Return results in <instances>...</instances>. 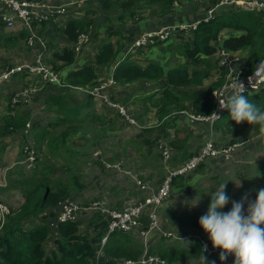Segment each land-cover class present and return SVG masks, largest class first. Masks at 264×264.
I'll return each instance as SVG.
<instances>
[{
    "label": "trees",
    "instance_id": "obj_1",
    "mask_svg": "<svg viewBox=\"0 0 264 264\" xmlns=\"http://www.w3.org/2000/svg\"><path fill=\"white\" fill-rule=\"evenodd\" d=\"M176 2L182 5L181 0H102L101 4L104 11H121L115 19L121 28L128 20L136 21L139 15L147 10L156 16L163 17L177 7ZM220 10L222 12L217 11L210 19H202L197 27L191 28L189 30L191 36L184 43L173 45L176 46L178 55L188 57V62L185 64L166 69L160 60L151 59L146 66H141L137 62L130 61L128 56L116 67L113 79L120 84L138 80L163 83L162 97L156 104L159 108L158 119L162 123L159 128L170 126L184 112L207 116L215 111L216 101L212 97V91L223 84L225 68L221 67L222 75L219 80L212 83L208 89L202 87L205 78L217 66L218 61H211L210 57L219 50L229 53L244 52L243 60L248 72L253 71L264 58V11L246 9L234 4L222 6ZM111 20H108L110 30L112 29ZM90 25L92 21L86 18L71 19L64 33L75 41L80 33L90 28ZM224 28L232 29L237 33L228 36L220 46L214 42L218 40L219 33ZM1 32L0 30V47L6 49L16 47L21 40H27L29 36L26 30L19 35ZM178 34L175 37L184 36L183 33ZM110 35H117V42L114 44L110 38L104 41L93 61L94 64L90 61L82 68L69 72L66 78H62V85L49 82L46 84L51 89L55 87L54 85L60 87L59 94L50 93L44 102L45 106L54 113V117L50 120L48 128L39 123L32 124L30 133L36 146L47 144L49 151L55 157L67 160L65 154L70 152V146H68L70 138L81 130V126L92 119L90 112L81 116L82 106L68 107L67 95L76 87L95 86L101 73L109 68L121 54L124 48L123 40L126 37L120 30L111 31ZM95 36L97 37V33ZM169 40L171 39L159 40L150 46H159ZM56 57L64 62L57 68L54 67L59 72V69L75 62L76 53L65 46L56 54ZM188 88L199 89L192 92ZM8 98L11 105L13 96ZM248 99L264 110V89L255 96H248ZM91 102L92 100L88 104L90 105ZM227 110L217 121L220 124L225 123L223 129L227 133L239 130L240 124L231 120ZM9 111H12L11 107ZM18 111L19 109L16 108V113L9 112L0 117L2 122L0 123V162L8 146L3 138L13 132L25 130L31 118L30 114L18 113ZM58 128H61V131L56 134L55 131ZM171 143L178 149L176 137L171 140ZM182 153V162L195 154L187 147L182 149ZM72 155L71 152L70 156ZM16 169V167L10 169L9 183L6 187L18 190L24 200L18 208H10L5 222L3 225L0 223V264H118L119 258L138 260L145 249L149 254H158L171 263L186 264L185 260L200 259L202 255L203 250L199 240L193 241L189 248L181 241L170 242L164 236L146 247L135 238L133 233L116 230L110 234L102 254L97 257V251L107 231V219L97 212L91 219V232H82L81 222L77 220L60 222L57 230L58 237L54 240L53 247L49 249L50 222L56 219L59 203L73 199L76 193L83 190L85 187L83 178L77 173L70 172L65 178L54 177L52 165L43 161L36 165L29 175H24L21 171L13 173ZM11 174L19 178L13 179ZM183 179L184 176L175 177L173 184L179 185ZM224 208L231 210V207L227 205ZM45 212L47 213L44 214ZM202 215L182 214L176 218L177 222H174V226L184 225L187 228L204 231L199 225ZM31 220L36 222L28 226Z\"/></svg>",
    "mask_w": 264,
    "mask_h": 264
},
{
    "label": "rangeland",
    "instance_id": "obj_2",
    "mask_svg": "<svg viewBox=\"0 0 264 264\" xmlns=\"http://www.w3.org/2000/svg\"><path fill=\"white\" fill-rule=\"evenodd\" d=\"M232 1L234 0H199V2H196L197 3L196 10L193 9L194 7L191 2H186L185 4L184 2H182V5H179L178 2H176L177 8L173 10L176 13L173 14L182 15L187 13L188 15H190L191 19L188 20L187 23L177 24L176 22H174L173 26L177 24L176 27H179L180 29L188 28V30H190L191 28H195L201 21V20L194 21V19L200 17L197 16L200 14L198 13V11L202 13L206 9L208 10V15L212 13L214 15L217 11L219 12L221 11L220 9L222 8V6L231 5ZM235 1L238 2L243 1L246 3H250L254 1L258 3L264 2V0H235ZM238 2H235L236 4L234 5H239ZM239 6L251 10L258 9L257 6L255 5H250L251 8H247L245 4H240ZM260 10L264 11V9H260ZM194 11L196 12V14L194 13ZM96 12L97 13L95 15L91 14L89 16V18H91L92 21V27L89 28L91 30L88 31L89 30L88 29L86 31H83L88 33V40H87L88 42L84 44L85 42L84 41L82 42V44H79L76 41V47L78 45L82 47L85 45L84 52H81L79 54V57L83 58L85 52H89V53L98 52L99 45L101 44V42L103 43L108 38H111L114 44L117 41L115 37L112 38L110 35H108V33H110L109 32L110 29L109 27H107L109 24L108 22L109 18L107 19L104 13L100 14L98 11ZM141 20L149 25H152V23L154 24L157 23L158 17L152 15L149 12H145L142 15H140L138 22ZM111 22L112 25L115 23L117 24V22L113 20H111ZM102 26L105 28L99 33L98 30ZM116 26L117 25H114V27ZM166 28H170V27L163 26L158 29L153 28L154 30H147V29L142 30V32L134 40V43H136V41L141 39V37L145 33H155L161 29H166ZM96 33H97V37L95 36ZM172 35L173 34H170L169 38L164 40L166 41L168 39H171L168 42L163 43V48H161L160 46L151 47L150 45L149 46L142 45V48L146 47L145 49L143 48V50L147 52L145 54L135 56L134 59L138 62L148 63L151 60V57H153L158 60H161L164 65H168V64L173 65V63L175 62L178 63L188 62L187 57L178 55L176 59H173L175 56L173 54L172 57L170 53L172 52L177 53L176 46L173 45L175 43H184L186 40H188L191 36L190 32L188 31L184 33V36L181 37L180 36L175 37L176 34L173 35V37H171ZM178 35H181V33ZM151 45L153 44L151 43ZM134 49H135V44H134ZM131 51L133 52L134 50ZM26 54L27 53L25 51L19 52L17 46L9 50L0 48V69H2L8 64H11L12 62H17L20 59H21L20 61H22L23 59H28L25 56ZM243 54L245 53L243 52ZM243 54L241 53L242 56ZM93 57L94 55L91 57V59H93ZM88 59H85V61H87ZM210 59L211 61L214 60L218 62L216 69L215 67L212 69L213 72L212 76L208 78L207 83L205 82L206 83L205 86H209L210 80H213L214 76L216 75L215 71L217 69L220 70L221 69L220 67L225 68L220 63L219 56L217 57L212 56ZM28 60L31 61L32 59L29 58ZM240 62L244 63L245 61H239V63ZM218 65H220V67ZM102 77H107V75L103 74ZM10 80L11 78L9 77L8 79H6V81H3L4 82L3 84L2 82L0 83V117L5 114V111L7 112V107H8L7 106L8 101L4 99L3 96L9 97L11 95V92H13L19 87L18 82L14 83L12 80L11 81ZM97 83H99V81H97ZM9 84H13V85H9ZM8 86L9 88L7 89ZM151 89L146 91L144 93V96L152 95L153 93ZM195 90L196 89H192V91ZM159 96L160 93L155 95V97L157 98ZM112 97L115 98L114 95H112ZM37 98L38 96L34 98V101L32 100V102L29 103V105L27 106L26 103H20L18 105L19 107L17 108L20 110L32 109L34 112V117L39 118L38 122H44V124L47 126L50 122L51 117H53L54 115L53 113L49 114V112L47 111V109H45V107L44 108L41 107V103L37 102L36 100ZM134 98H135L134 99L135 106L132 107V105L130 104V107L126 106V108L128 109L129 114L133 116L135 122L133 123L123 122L122 120L116 118L115 123L119 127V130H116L114 132L113 131L100 132V130H98L99 129L98 126L100 123L96 119L90 120L89 123H86L84 124V126H81V130L76 135H73L70 138V142L68 144V146H70V152L65 154L67 160L62 159L61 157L53 156V154H51V152L49 151L47 144H41L40 146H36L33 141V137H31L30 134L28 133H24L23 136H18L17 141L16 140L11 141L9 139L11 143H16V145H19V151H20L19 155L15 159L16 163L13 164L14 168L15 167L17 168L15 171H13V173L17 171H21L24 175H29L30 173H32L36 165H38L40 162L43 161L52 165L53 168L52 175L54 177L65 178L67 177L68 172L77 173L82 176L83 181L85 183V187L79 193L75 194L73 201H76L77 203L91 204L93 201L97 199H106L108 203H110L112 208L113 207L124 208L127 205V203L130 201L137 202L143 200L148 195V193L156 191L159 188V186L162 183V180L165 178L166 174L168 173L167 166H174L183 161L182 149L188 147L189 145L191 146V151H197L198 149L194 148L193 146L192 134L190 136V131L188 129H185V127L182 126V123H178L180 116L182 115L181 114L180 116L177 117L176 122L171 123L169 127V131L166 130L167 133L169 134L171 133V136L169 135L167 137L166 142L169 144L172 140V137L176 136L177 145H178V149L173 147L174 153H173L172 161L171 162L166 161L162 156L161 149L157 146V139L161 137L159 134L151 135L150 136L151 140H149V143L147 142L148 141L147 138H145L144 140V138L138 135L139 134L138 132L141 130L140 128L141 123L137 120V112H141V110L145 111L148 107L147 111H149V113L147 115L151 116V119L147 121V124L145 123V125L148 124L154 125L156 123L155 120L156 119L158 120L157 118L158 115L155 116V113L157 111L153 105V102L147 101L146 102L147 105H146L142 101L136 99V97ZM98 106L99 108H101V105ZM11 108L15 109V106L13 105ZM116 113H119L116 110V108L114 109L111 108L109 114L115 115ZM243 123L246 124L245 125L246 130L243 131L240 136H238V140H237L238 143H236L235 145H231V144L226 145V143L228 142L221 143L222 141L221 140L220 143L218 142L217 144L224 148H227L229 146L235 147L232 150L231 155L237 151L238 146L240 144L246 142V144L249 145L250 143L259 141L260 138L262 137L264 138V129L258 127L259 125L257 124L250 125L247 122H243ZM29 124H30L29 127L31 129L32 124L34 123H31L30 121ZM110 126H112V124ZM60 131L61 128H58L55 131V133L58 134ZM226 139H228L229 141V137H227ZM215 142H217L216 139ZM28 145L34 147L37 151L36 163H34V165L30 168H26L23 166V164L18 163V161L21 159L22 156V150ZM202 145L203 143L202 144L200 143L199 147L201 148ZM245 146L246 145H244L243 147ZM71 152L73 154L72 156H70ZM241 154L243 155V157H240ZM101 157H103V159L109 162L110 164H113L112 162H116L118 160L123 161V164L121 163L122 165L120 166V168L122 167L123 169V167H126V170H129L130 173L126 175L127 177H121L123 173L120 172L117 173L114 172V169L107 168L106 164H104V161H102L101 164L97 163L98 160L101 159ZM175 157L177 158L175 159ZM223 157L225 156L222 154L219 156L217 155L215 157H209L207 158L208 160L206 159L207 163L205 164L204 168L201 169V171H200V166L205 161L195 169L198 173H195V170H193L192 172H189L188 174L184 175L185 180L186 178L188 179V176L193 177L192 179L194 180L190 179L192 180V183L190 185L187 183V181L185 182V180H182L179 185L173 184L170 196L165 200L164 204L160 207L161 222L163 224L165 233L173 232L174 234H176L178 231H181L183 234H188L189 232H198L201 234L205 233L204 231H198L191 228H187L184 225L174 226V222H177L176 218L178 216L185 213H189V214L194 213L192 215H202L207 213L208 206L211 201V195L214 193V191L218 189L220 184L226 183L225 192L230 198L229 203L227 204L228 207H232L233 201H240L245 194L248 195L249 201H254L257 192L260 189H264V152L255 153L249 150L242 153V151L239 150L237 155V158L239 159L236 158V161L230 160L228 163L227 162L222 163ZM0 166L3 167L2 163H0ZM10 169L12 170L13 168L10 167ZM10 169L8 167L6 171L7 184L9 183L10 171H11ZM208 169L211 170L210 173H208L209 172ZM131 174L137 177V182L135 178L129 176ZM12 178L18 179L19 176L12 175ZM139 179L141 181L143 180L144 182H147V184L149 185V188L147 190L142 189L140 187V184L138 183ZM2 181L3 179L1 180V182ZM2 188L3 189L1 190L0 187V202L7 205L9 209L18 208L24 200L21 193L18 192V190L16 189H9L6 186ZM240 192L242 194H240ZM244 208L246 211L247 203H245ZM220 211L227 212L228 210L223 208ZM93 213L95 212L94 211L83 212L82 214L84 215L81 218H79V220L82 221V225H81L82 232H86L88 229L92 228L91 219L93 217ZM170 225L174 226L175 229L169 231L168 227ZM133 235L138 241L142 242L146 247H149L153 243H156L162 237V236L155 237L154 234L148 237H142L140 234H135V233H133ZM153 238H155V240L149 244V242ZM166 239L170 242H174L175 240L177 241V239L174 238V236L167 237ZM188 240L192 242L191 239ZM188 240H184V241L178 240V241H181L183 245H186ZM145 253H148L147 249H145L144 254ZM121 259L124 258H119L118 260ZM185 261L187 264L188 260ZM217 261L218 263H220L219 260ZM188 262L190 263V261ZM212 262L213 261H209L210 264H212ZM198 263L199 261L197 262V264ZM215 264H217V262H215ZM226 264H233V263L226 262Z\"/></svg>",
    "mask_w": 264,
    "mask_h": 264
},
{
    "label": "crops",
    "instance_id": "obj_3",
    "mask_svg": "<svg viewBox=\"0 0 264 264\" xmlns=\"http://www.w3.org/2000/svg\"><path fill=\"white\" fill-rule=\"evenodd\" d=\"M101 1L102 0H84V1H82V0L81 1L80 0H74V1H71V0H54V4L55 5H57V6H65V7H67V11L65 13L60 14V15H57L56 17H54L50 21H43V22H35L34 23L35 30L43 38L47 39L48 45H50V47H48L46 49L45 54H44L45 62H46V60L48 61V62H46L47 64H49L53 68L55 66L57 68V66H60V65L64 64V62L62 60H60V59H58L56 57V54L59 51H61V49L63 47H65V46L70 47L76 53V60H75V62L72 65L65 66V67L59 69V73L61 74L62 78H66V75L69 72L82 68L87 63H90V61L94 64L95 62H93V61H95V57H96V55L99 52V49H98V52H95V53H93V52L92 53L85 52V55H84L83 58L79 57V54L81 52H84L85 45L78 49L76 47V41L77 40H75V41L71 40L64 33V30H65V28L67 26L68 21L71 20V19H79V18H86L88 20H91V18H89V16L91 14L95 15L97 13L96 11H98L100 14L104 13L105 17L107 19L109 18V19H112V20H114L116 22L115 19H116L117 15L119 14V12H121V11H119V12L104 11L103 8H102ZM181 1L184 2V4L186 2H191L193 4V7H194L193 9H195V10L197 9L196 8V4H197L196 2H199V0H196V1L195 0H181ZM1 8L2 7L0 6V10H1ZM175 9H173V10H175ZM173 10L169 11L163 17L157 16L158 17L157 23H155V24L152 23V25H149L146 22H143L142 20L138 22V20L140 18V15H142L145 12H149L152 15H154L149 10L142 12L139 15V17L137 18L136 21L128 20L126 22V24L124 26H122L121 28H119L120 26H119L118 22H117V24L116 23L113 24L112 25V29L109 32L111 33V31H119L120 30L121 33H123V36L126 37L123 40L124 48L122 49V52L118 56V58L111 64V66L109 68L105 69L104 72L101 73V76H99V77H102L103 74H106L107 77H109V76L113 77V73H114L116 67L119 65V63L122 60H124L125 57H128V56H129L130 61L137 62L141 66H146L149 63V62L148 63L138 62V61H136L134 59L135 56L141 55V54H145L147 52V51L143 50V48L145 49L146 47H143V48L142 47H135V49H134V40L136 39V37H138V35L142 32V30H146V29L147 30H154V29H158V28L163 27V26H169L170 29H173V32L171 34H173L175 32H176L175 34H178L179 32H181L183 34L188 32L189 31L188 28L180 29L179 27H176V25L179 24V23H187L188 20L191 19L190 15H188L187 13L182 14V15L181 14L174 15L173 13H176V12H174ZM220 12H222V11H220ZM6 13H9V12H6ZM194 13L196 14L195 11H194ZM198 13H200V14L197 15V16H200V17H198L197 19H194V21L206 19L207 16H208V10H206V9L202 13L199 12V11H198ZM195 14H194V16H195ZM174 22L177 23L175 26H173ZM0 23H1L0 30L2 31L1 33H6V34L7 33H14L15 35H19L22 31L26 30L30 34V32L27 30V28L24 27L23 23L19 19H15V24L11 28L6 27L1 20H0ZM114 25H117V26L114 27ZM91 27H92V25H90V28ZM104 28L105 27H103V26L100 27L98 32L100 33ZM90 30L91 29H89L88 31H90ZM110 33H108V35H110ZM235 33H237V32L232 30V29L224 28L219 33L218 40L216 42H214V43L217 44V45L222 46L224 40L228 36H230L231 34H235ZM110 36L112 38L115 37L116 39H118L117 35H110ZM111 41L113 42L112 39H111ZM101 44H102V42H101ZM100 45H99V48H100ZM129 45H130V47H129ZM159 46L161 48H163V44H161ZM40 47L41 46H40V44L38 42H35L33 45H30L29 42H28V39L27 40H21L20 43L17 44V48H18L19 52L25 51L27 53L25 56L28 59L31 58L32 60H33V58H35V56L37 55L38 51L41 49ZM0 48H3L5 50H9V49H6L4 47H0ZM131 50H134V51L132 52ZM230 53H231L232 56L240 57V59L242 61H244L243 60V56L241 55L242 52L238 51V52H230ZM88 54H89V56H88ZM170 54L172 55V57H173V54H174L175 57L173 59H176L178 57L177 53L172 52ZM218 54H219V51H218V53H216V54H214L212 56H216L217 57V56H219ZM93 55H94V57H93V59H91V57ZM78 57H79V59H78ZM28 59H23L22 61H20L21 60L20 59L17 62H12L11 64H8L5 67H3L2 69H0V71H3L4 69H11V68L16 67L18 65H22V64L28 62L29 61ZM85 59H88V60L85 61ZM151 59H156V58L151 57ZM185 63L186 62H183V63L175 62V63H173V65L172 64L171 65L168 64V65H165V66H166V69H168V68H171V67H174V66H181V65H183ZM243 64H244V68H245V66H246L245 62ZM216 65H217V63H216ZM212 73L213 72H211V74L207 78H205V80L203 82V87H202L203 89H208L211 86V84L216 82L217 80H219L221 75H222L221 71L217 69L215 71L216 75L214 76L213 80L209 79L210 80V84L208 83L209 86H205L207 81H208V78H210L212 76ZM25 74H26L25 72H21V74L20 73H14L12 75L11 80L14 83L18 82L19 83V87L16 90H14L13 92H11V95L9 97L14 96L16 93L22 92L25 88L29 87L32 84L39 85L38 92L35 93L30 98L29 101H21V102H18L17 104L12 103L11 105L9 104V98L6 97V96H3V98L8 101L7 102L8 103L7 112L5 111L4 115H6L9 112H11V113L15 112L16 113V108L19 107L18 105L20 103H26V106H27V105H29V103L32 102V100L34 101V98H36L37 96H38V98L36 100H37V102L41 103V107H43V108L45 107V109H47L49 114L53 113L50 110V108H47L45 106L44 102H45L47 96L50 93L59 94L60 87L58 85H60V84L54 85L55 87L53 89H51L49 86H46L47 83H43L38 77L25 75ZM0 83H1V81H0ZM3 83L4 82H2V84ZM13 84H9V85H13ZM162 85H163V83L161 81H158V82L147 81L146 82V81L138 80L136 82L126 83V84H120V83L115 81L114 85L112 86V95H114L115 99H117L119 102H121L122 104H124V105H126L128 107H130V104L132 105V107L135 106L134 105V103H135V101H134L135 98L134 97H136V99H138L139 101H142L146 105H147V103H146L147 101H152L153 105H154V107L156 108V111H157L155 113V116H156V115H158V109H159L158 106H156V104H157L158 101L160 102V99L162 97V93H161L162 92V90H161ZM8 88H9V86L7 87V89ZM88 88H89L88 86L82 87V89L76 87V89L70 90L69 91V95H67L68 107L82 106L83 109L81 110V116H84L87 112H90L91 116H92V119H90V120H95L96 119L100 123L99 126H98L99 127L98 130H100V132H103V131H106V132L107 131H113L114 132L116 130H119V127L115 123V119L118 118V119L122 120L123 122H127V121L124 120L120 116L119 113H116L115 115L114 114L110 115L109 112L111 111V108L106 106L105 104H103L100 100H95L94 98L92 99V97L87 92ZM149 89L152 90L153 94L149 95V96H144V93L146 91H148ZM192 89H196L197 90L199 88H188V90H190V91H192ZM192 92H194V91H192ZM159 93H160V96L158 98L155 97V95H157ZM90 100H92V102L89 105L88 103H89ZM13 105L15 106V109L11 108L12 111H9V107H12ZM98 105H101V108H99ZM22 108H25V107H22ZM147 109H148V107H147ZM147 109L145 110L146 112L144 110H141V112H137V120L141 123V125H140L141 130L138 132L139 133L138 135L141 136L142 138H144V140H145V138H147L148 139V141H147L148 143H149V140H151L150 136L153 135V134H159L161 137L158 138V139H163V140L166 139L165 141H167V137L169 135L171 136V133L170 134L167 133L166 130L169 131V127L170 126H167V127H164V128H159L161 126V124H162L161 121H159V119L155 120L156 123L154 125H149V124L145 125V123L147 124V121H149L151 119V116L147 115L149 113V111H147ZM227 111H229V110H227ZM18 113L30 114L31 118L28 121L29 123L31 121V123H39V124L43 125L44 127H47V128L49 127V124L46 126L44 124V122H38L39 118L34 117V112H33L32 109H24V110H20L19 109ZM189 114H190V112H184L180 116V119H179L178 123H182V126H184L185 129H188L190 131V136L192 134L193 146H194V148H197V149L199 148V144L200 143L204 144V142H206L210 138H212L214 141L216 139L217 140V142H216L217 144H218V142L220 143V141L222 140L221 143L222 142H225V143L228 142V143H226V145H229V144L235 145L236 143H238V141H237L238 140V136H240L241 133L246 130V126H245L246 124L245 123H241L240 124L241 127H240L239 130H233L232 132H228L227 133L223 129V127L225 126V123L220 124L219 121H217V120L214 121L213 123L212 122H207V121H202V122L201 121H196V120L192 119L189 116ZM53 115H54V113H53ZM53 117H51V119ZM158 121H159V123H158ZM111 124H112V126H110ZM138 125H139V123H138ZM108 126H110V127H108ZM258 127H260V126H258ZM170 130H171V128H170ZM24 133H28L31 136L30 127L29 128L26 127V129L23 130V131L13 132L11 134H8V135H6L3 138V140L7 143L8 146H7V148L4 151V154H3L4 156H2L3 160L0 162L3 165V167L0 166V181L2 179H6V171H7L8 167H9V169H10V167L14 168L13 164L16 163L15 159L19 155V152H20L19 151V145H16V143H11L9 141V139L11 141H14V140L17 141L18 136H23ZM156 136H158V135H156ZM175 137L173 136L172 139L175 138ZM227 137H229V141H228V139H226ZM170 143L169 144L167 143V144L173 148L172 143L171 144ZM118 145H121V144H118ZM244 145H246V146L243 147ZM241 146H242V148H241ZM187 148L191 151V146L190 145ZM239 148H241V149H239ZM239 150H241L242 153L245 152V151H249V150L253 151L255 153L256 152H264V138L262 137V138H260L259 141L250 143L249 145H247L246 142L240 144L238 146L237 151L235 153H233L229 157L225 156V157L222 158V160H223L222 163H225V162L228 163L230 160L231 161H236V158H237ZM191 152H195V151H191ZM173 153H174V150H173ZM122 154H125V153H122ZM240 157H243V155L241 154ZM237 159H239V158H237ZM207 160H205V162L203 164H201L200 171H201V169L204 168L205 164L207 163L206 162ZM102 161H104L103 157H101V159H99L97 163H100ZM112 163H114V164L115 163H122L123 164V161L118 160V161L112 162ZM216 164H219V163H216ZM170 167L171 166H167L168 169ZM117 170L118 171L114 170V172L122 173L124 171H129V170H126V167H123V169L121 167V168H119ZM208 171H209L208 173L211 172L210 169H208ZM195 173H198V172L195 170ZM126 175L127 174L123 173L121 177H127ZM205 175H207V174H205ZM129 176L135 178V180L137 182V177L133 176L132 174L129 175ZM192 178H193L192 176H188V179L186 178V180L185 179H183V180H185V182L187 181V183L190 185L192 183V180H194ZM190 179H192V180H190ZM159 188H160V186H159ZM145 190H147V189H145ZM240 194H242V193L240 192ZM103 200H105L107 202V204L109 206H111L110 203H108V201L106 199H103ZM113 208L114 209H121L122 207L121 208L113 207ZM192 214H194V213H192ZM83 215L84 214L80 215L79 218H81ZM79 218L77 219V221H80L81 225H82V221L79 220ZM35 222H36L35 220L29 221L28 222V226L33 225ZM174 229H175L174 226L170 225L168 227L169 231L170 230H174ZM57 230H58V227H51V230H50V233H49V238H48V248L49 249L51 247H53L54 240L58 237V231ZM91 231H92V229H88L86 232H91ZM164 232H165V230H164L163 224H162V231L156 232V233H153V234H154L155 237L156 236H162V235H165ZM176 234L180 235V234H183V233L181 231H178ZM203 234H206V233H203ZM162 237H164V236H162ZM154 240H155V238H153L149 242V244L152 241H154ZM192 242H190V240H188L186 245L189 247V246H191ZM219 255L216 258H210V257H207L206 255H204L206 257V264H210L209 261H214V262H217V264H221V261L219 259ZM217 260H219L220 263H218ZM188 261H190V263ZM188 261H187V264L188 263L189 264H197L198 261H199L198 264H201L200 259H188ZM226 262L233 263L234 262V256L229 255L227 260L224 261L223 264H226ZM118 264H126V260H124V259L118 260Z\"/></svg>",
    "mask_w": 264,
    "mask_h": 264
},
{
    "label": "built area",
    "instance_id": "obj_4",
    "mask_svg": "<svg viewBox=\"0 0 264 264\" xmlns=\"http://www.w3.org/2000/svg\"><path fill=\"white\" fill-rule=\"evenodd\" d=\"M232 1V4H236ZM240 4H245L247 8H251L250 5L257 6V10L264 9V2H250L246 3L243 1L238 2ZM0 20L3 24L11 28L15 24V19H19L25 28L30 32L28 37V42L33 45L35 42L40 44V50L38 51L35 58L28 61L22 65H18L11 69H4L0 71V81H6L9 77L11 78L14 73L25 72L30 76L38 77L43 83H56L63 84L61 74L54 69L52 66L47 64L44 59V54L48 48L47 39L43 38L34 28L35 22L50 21L57 15L65 13L67 7L57 6L52 0H0ZM9 12V13H6ZM213 16L209 14L206 19H210ZM184 28V27H183ZM173 32V29L166 28L161 29L155 33H145L136 41L135 47L149 46L155 44L159 40H165ZM88 40V33L82 32L78 36L77 42L79 44H86ZM83 44V45H84ZM80 45L77 46L79 49ZM220 63L225 67V80L223 84L212 91V97L216 101L215 113L218 117L226 111L219 107V100H227L235 91V82L242 83L245 87V96H255L259 94L264 89V79L253 78L249 82V78L253 76V71L248 72L244 68V64L239 57L232 56L231 53L220 50L219 53ZM264 61V58L262 59ZM259 65V64H258ZM257 65V66H258ZM257 68V67H256ZM99 83L93 87H89L87 92L95 100H100L103 104L110 108H116V110L121 114V116L129 123L135 122L134 118L129 114L126 105L122 104L118 100L112 97V86L115 83L113 77H100ZM81 88L82 87H77ZM39 90V85L32 84L25 88L22 92L16 93L13 96L12 102L17 104L20 101H29L30 98L37 93ZM112 97V98H111ZM207 116L204 115H194L192 113L189 116L196 121H207L214 122L218 118L214 114ZM30 124H27L29 127ZM157 146L162 151V156L166 161L171 162L173 159V148L169 146L165 140L158 139ZM222 148V149H221ZM234 147L229 146L227 148L217 145V143L210 138L200 149L195 151V154L189 159L181 162L177 165L171 166L168 169V173L162 180L160 188L157 191L148 193V195L140 201H130L124 208L114 209L110 207L107 202L103 199H97L91 204H80L73 199H68L59 203V209L57 211V216L55 220H51V227H58V224L63 221H76L83 212L94 211L100 213L105 219H107V231L100 244V249L97 251V257L102 254V249L106 244L109 236L116 230H121L124 232H130L135 234H140L142 237H148L153 233L162 231V222L160 210L161 206L164 204L165 200L170 196L173 186V179L178 176H184L189 172L195 170L201 163H203L209 157H215L219 155H224L229 157L231 155ZM225 153V154H224ZM37 151L34 147L26 146L22 150L21 159L18 163L23 164L24 167L30 168L36 163ZM107 168H112L115 171L120 168L121 163H113L104 160ZM117 168V169H115ZM124 174H129L130 171L122 172ZM1 182V181H0ZM140 187L142 189H148L149 185L143 180H138ZM7 186L6 179L0 183V187ZM9 207L4 203L0 202V223L3 225L5 222L6 215L9 213ZM45 212L44 214H46ZM166 237H173L177 240H188L200 241L202 245V250L204 255L210 258H216L220 254L219 249H213L211 241L207 234H201L198 232H189L188 234H174L172 232L165 233ZM207 246L206 251L204 246ZM126 264H182L181 262L171 263L166 259L160 257L158 254H148L145 253L138 260H127Z\"/></svg>",
    "mask_w": 264,
    "mask_h": 264
},
{
    "label": "clouds",
    "instance_id": "obj_5",
    "mask_svg": "<svg viewBox=\"0 0 264 264\" xmlns=\"http://www.w3.org/2000/svg\"><path fill=\"white\" fill-rule=\"evenodd\" d=\"M264 79V61H260L249 78ZM235 91L227 100H219L221 109H228L231 120L236 124L247 122L264 129V110L258 108L244 95L245 87L235 82ZM216 118H219L213 113ZM226 183L220 184L211 195L207 213L199 219V225L208 235L213 249H219L221 264L229 255L234 256L233 264H264V189L257 192L254 201L245 194L240 201H233L230 211H220L229 203L225 192ZM247 203L245 211L244 205ZM207 246H204L206 251ZM201 264L206 257L200 256ZM212 264H215L213 261Z\"/></svg>",
    "mask_w": 264,
    "mask_h": 264
}]
</instances>
